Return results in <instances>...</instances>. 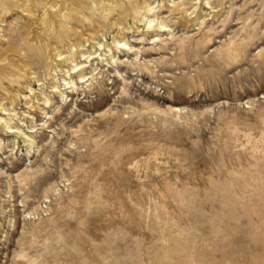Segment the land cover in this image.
I'll use <instances>...</instances> for the list:
<instances>
[{"label": "rangeland", "instance_id": "374dc122", "mask_svg": "<svg viewBox=\"0 0 264 264\" xmlns=\"http://www.w3.org/2000/svg\"><path fill=\"white\" fill-rule=\"evenodd\" d=\"M3 1L0 264H264V0Z\"/></svg>", "mask_w": 264, "mask_h": 264}, {"label": "bare ground", "instance_id": "6f19581e", "mask_svg": "<svg viewBox=\"0 0 264 264\" xmlns=\"http://www.w3.org/2000/svg\"><path fill=\"white\" fill-rule=\"evenodd\" d=\"M8 4H9V1H8V0H4V1H3V5H8ZM91 5H92V4H91ZM91 5H90V6H91ZM111 7H112V6H111ZM109 8H110V7H109ZM90 9H91V8H90ZM110 12H111V11H110ZM112 12H113V11H112ZM114 23H115V22H114ZM150 24H151V23H150ZM110 25H111V24H110ZM113 25L115 26V24H113ZM54 50H58V48L54 46ZM15 79H16V78H15ZM17 79H18V78H17ZM22 79H23V78H22Z\"/></svg>", "mask_w": 264, "mask_h": 264}]
</instances>
